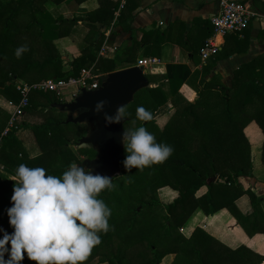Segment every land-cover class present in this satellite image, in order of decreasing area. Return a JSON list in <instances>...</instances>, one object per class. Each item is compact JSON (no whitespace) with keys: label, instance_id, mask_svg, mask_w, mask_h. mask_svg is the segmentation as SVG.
Masks as SVG:
<instances>
[{"label":"trees","instance_id":"trees-1","mask_svg":"<svg viewBox=\"0 0 264 264\" xmlns=\"http://www.w3.org/2000/svg\"><path fill=\"white\" fill-rule=\"evenodd\" d=\"M62 1L0 0V94L4 98L18 101L14 79L33 82L45 78H65L77 76L82 68H91L93 73L102 75L134 64L143 43V54L155 56L154 50L163 40L160 32L143 31L139 38L131 36L117 47L111 57L98 54L103 37L95 42L86 40L79 54L67 64H62L54 40L66 35L64 26L67 21L53 15L47 8L48 4ZM111 8H116V4ZM112 10L97 9L83 19L90 22V30H93L96 21L110 24ZM22 14L27 16L24 34L18 23ZM120 17L121 13L114 24L120 22ZM250 26L251 21L244 29L225 34L222 47L209 54L200 69L191 71L184 63H166L165 72L158 75L159 82L136 91L131 102L125 105L128 120L123 124L124 129L143 124L157 143L168 144L173 151L162 163L144 167L143 170L134 166L126 170L122 165L126 155L122 145L123 157L116 174V188L101 190L97 196L111 209L108 217L110 228L99 233L100 243L92 248L83 264H89L95 257L108 264H158L167 253L176 254L172 264H188L189 261L217 264L220 256L225 259L239 256L243 264H250L254 258L256 264L264 261V256L243 246L231 250L221 245L200 227H196L189 238L179 233L180 226L197 207L205 215H212L225 207L248 234L264 233L260 197L247 192L251 205L247 214L241 213L235 204V200L246 191L238 177L253 175L252 141L244 131L249 123L250 126L256 123L263 135L260 158L264 166V52L236 66L229 87L218 80L216 72L207 78L217 60L248 49L247 30ZM212 32L211 25L204 33L201 44L190 50L192 59L198 60L200 49ZM228 40H234V46H229ZM20 45H27L28 50L16 58L14 49ZM155 76L146 74L149 83ZM183 83L189 84L197 97L176 108L160 128L153 117L155 111L173 96L175 101ZM53 102L65 101L55 95L48 96L47 92H32L24 115L39 113L41 119L33 123L18 119L5 133L3 131L10 115L0 108V164L12 172L20 163L30 168L39 166L46 169V175L59 177L70 162H82L79 155L83 160L96 156V149L89 146H79L76 151L72 149L70 145L73 143L64 128L72 125L84 133V122L66 121V113L51 107ZM138 105H143L152 119H136ZM26 128L32 131L38 146L39 152L35 155L27 152L16 134L19 129ZM114 176L110 177L112 181ZM13 184L14 181L0 171V222L9 232L12 229L7 222L6 208L11 206L9 198ZM162 186L177 191L170 202L161 203L153 195V191ZM201 186H205L206 190L196 196ZM102 192L111 196H101ZM157 206L163 213H157ZM134 244L141 246L127 257L126 245L132 247ZM21 263L36 264V261L29 260L25 255Z\"/></svg>","mask_w":264,"mask_h":264},{"label":"crops","instance_id":"crops-1","mask_svg":"<svg viewBox=\"0 0 264 264\" xmlns=\"http://www.w3.org/2000/svg\"><path fill=\"white\" fill-rule=\"evenodd\" d=\"M219 1L220 0H82L76 2V0H64L57 4H48L47 8L53 15L61 16L67 21V24L69 23V27L66 29L67 33L64 37L76 43L78 46V52L69 58V60L79 54L80 48L86 44V40L95 42L100 37H103V44L101 47L105 45V53L101 54L100 51H98V54L102 57H111L115 49L126 42L131 36L139 38L142 32L147 30L162 33L165 39H163L159 47L154 50L155 56H153L157 59L158 63L153 66L150 72L154 76L156 75L155 78H158V75L165 72V65L169 62L184 63L191 71L201 68L205 59L202 58L201 55L198 60L192 59L190 50L196 49L201 44L204 33L207 29L211 28L209 17L213 13L219 11ZM242 1L249 3L257 12L255 19L251 21V26L247 30L249 34L248 49L245 52L233 53L228 57L217 60L211 72L207 75V78H209L213 72H216L220 77V82L224 85L229 84L232 71L236 66L255 57L260 52H264V0ZM114 4H116V8L112 10L111 7ZM101 8L106 12H111L112 10V20L109 25L96 21L93 25L95 29L90 30V22L83 18L88 13L94 12V10L97 9L100 10ZM119 13H121L120 22L114 24ZM253 21H257L258 26L252 25ZM154 32L152 35H154ZM211 35L212 33L206 38V41ZM57 39L54 40V43ZM218 41V49H220L224 44V37L221 40L218 38ZM233 41L228 40V45L231 47L234 46ZM143 48L144 43L139 47L136 59L151 56L143 54ZM69 60L65 61L68 62ZM154 85L156 84L152 83L151 86ZM74 91V86H68L66 89L68 99H64V96H58V98L69 101L72 99ZM178 94L179 96L176 97L175 101H173V96L170 98L169 102L155 111V119H168V113L171 114L176 108L183 107L186 102L192 101V99L195 98V91L187 83H183L180 86ZM4 100L5 98L0 94V108L7 111L4 108ZM19 130L22 132L24 129ZM23 134V137L17 136L22 141L27 152L30 155L37 154L39 149L32 131L31 137L25 134L24 131ZM70 146L76 151L74 145ZM254 147L255 145L252 143L250 148L252 156ZM252 163L253 175L238 177V181L246 191L235 200V204L241 213H250L251 205L247 192L253 195H258V193H260V208L264 215V166L260 162H256L255 158H252ZM0 171L8 178L14 180L15 173L2 164H0ZM205 190L206 187L201 186L196 191L195 195H201ZM256 191H258V193H256ZM165 192L166 196L170 197V199L163 200L162 203L170 202L177 195V191L173 189L166 190ZM0 227L8 231L1 222ZM196 227H200L216 242L231 250L238 247L242 248L243 246L244 248L252 250L254 253L264 256V233L255 232L248 234L243 226L225 207L218 209L212 215H205L203 211L197 207L180 226L179 233L183 237L189 238ZM175 257V253H167L161 258L158 264H172ZM5 258H7V253H5ZM239 259V256H232L230 259H225L220 256L217 264H243V260ZM95 261V264H102L105 262ZM92 263L93 261L89 264ZM104 264L108 263L106 262ZM188 264L198 263L189 261ZM250 264H256L255 258ZM258 264H264V261Z\"/></svg>","mask_w":264,"mask_h":264},{"label":"clouds","instance_id":"clouds-1","mask_svg":"<svg viewBox=\"0 0 264 264\" xmlns=\"http://www.w3.org/2000/svg\"><path fill=\"white\" fill-rule=\"evenodd\" d=\"M27 50V45H20L13 54L19 58ZM104 103L97 101L94 110H100ZM135 112L140 121L152 119L143 105H138ZM127 116L123 104L112 116H106V121L116 122ZM121 140L126 170L162 163L173 151L170 145L157 143L143 124L124 129ZM14 172L11 206L6 208L12 231L0 227V264H20L25 255L36 264H83L100 243L99 233L110 228L111 209L97 196L101 190L114 189L112 179L93 174L76 161L70 162L59 177L46 175L43 167L30 168L24 163Z\"/></svg>","mask_w":264,"mask_h":264},{"label":"water","instance_id":"water-1","mask_svg":"<svg viewBox=\"0 0 264 264\" xmlns=\"http://www.w3.org/2000/svg\"><path fill=\"white\" fill-rule=\"evenodd\" d=\"M252 25L258 26L257 21ZM149 85L146 74L140 66H129L100 75V85L93 90L81 88L70 101L53 102L52 107L68 112L71 123L92 122L93 129L79 138L80 144L100 146L103 156L87 159V166L93 174L99 173L111 177L119 171V162L123 157L121 136L123 118L116 122H107L106 116H112L118 106L131 102L136 91ZM103 100L100 110H94L97 101ZM74 112H77L73 115Z\"/></svg>","mask_w":264,"mask_h":264},{"label":"built area","instance_id":"built-area-1","mask_svg":"<svg viewBox=\"0 0 264 264\" xmlns=\"http://www.w3.org/2000/svg\"><path fill=\"white\" fill-rule=\"evenodd\" d=\"M219 2V11L209 17L213 27L212 35L206 41L205 46L200 49V55L204 59L218 49V38L221 40L227 33L244 29L257 15L256 10L249 3L242 0H220ZM105 49L106 47L103 45L99 50L100 53L104 54ZM156 63L158 61L155 57L147 56L137 58L131 66H140L142 71L147 74L152 71ZM99 85L100 75L93 73L91 68H82L77 76L65 78H45L33 82L14 79V87L19 93V99L17 102L6 98L4 100V108L8 111L10 117L3 133L24 115V108L32 92H52L62 97L68 86H74L73 98L80 92L81 88L93 90L98 88Z\"/></svg>","mask_w":264,"mask_h":264},{"label":"rangeland","instance_id":"rangeland-1","mask_svg":"<svg viewBox=\"0 0 264 264\" xmlns=\"http://www.w3.org/2000/svg\"><path fill=\"white\" fill-rule=\"evenodd\" d=\"M26 17L27 16L25 14H22V15H20V18L18 19V23H19V26H20L22 34H24L23 27H24V24L26 22ZM68 27H69V23L68 24L66 23L64 28L67 29ZM64 36L65 35H62L61 38L57 39L54 44H55V47H56V49H57V51H58V53H59V55L61 57L62 64H67V62L65 60H69V58H71L74 54H76L78 52V46H77L76 43L70 41L69 39H66ZM163 39H165V36H163ZM24 40H27V39H24ZM102 44L103 43H101V45ZM100 48H101V46H100ZM100 48H99V50H100ZM2 63H4L3 59H2ZM106 73H108V72H106ZM106 73H102V74H106ZM231 77H232V75H231ZM19 80H24V79L19 78ZM218 80L220 81V77L219 76H218ZM158 82H159V79L155 78L151 83H149V86H151L152 83L156 84ZM230 82H231V78H230ZM230 82H229L228 85H224V84L223 85L226 86V87H229L230 86ZM47 93H48V96L52 97L53 95H55L58 98V96L56 94L52 93V92L51 93L47 92ZM196 97H197V94L195 92V98ZM195 98H193L192 101ZM64 99H68V93L66 91L64 93ZM63 112L66 113V111H63ZM76 113L77 112H74L73 115H75ZM66 115L68 116V112L66 113ZM168 115H169V113H168ZM41 117L42 116L39 113H29V114H25L22 117H20L19 121L20 120H24V121H27L29 123H33V122L39 121L41 119ZM166 119H163V120L155 119L156 120V124L161 128V126L164 123L163 121L166 120ZM250 124L251 123H249L247 126H245L244 131L247 132L248 137L251 139L252 143L255 145L254 151H253V156L251 155V158H255L256 162H260L261 163L260 151H261V143H262L263 135H262L261 131L259 130V128H258L256 123H255L254 126H250ZM84 126H85V129H86V131L84 133H82V131H78L77 127L76 126H72V125H68L64 129H65L66 134L69 136V139L73 143L72 145H74V147H76V148L79 147V146L92 147V148L96 149V152H97L96 156L94 158H92V159H96V158L102 157L103 153H102V150H101L100 146H98V145H89V144H80L79 143V138L81 136H83V135H87L93 129L94 124L92 122L91 123H84ZM253 129H254V131H253ZM23 131H24L25 134H28L31 137V130L29 128H26ZM23 131L21 132L19 130L17 132V135L19 137H23V135H24ZM32 143H33V140H32ZM79 157H80V160H82V162H80V164H78V165H82L83 167H85L86 170H90L89 167L87 166V161H86L87 159L83 160V157L81 155H79ZM117 172H114L111 175V176L115 175L114 179L112 181V183L115 185L114 188H116V181H117V177H116L117 175L116 174H117ZM169 189H172V188L169 187V186L159 187V188H157V189H155L153 191V195L155 196V198L159 202L162 203L163 200L170 199V197L166 196V192H165L166 190H169ZM254 189H257V188H254ZM256 193H258V191H256ZM102 195H104L106 197H110L111 196L108 192H106L105 194H104V192H102L101 196ZM258 196L259 197L261 196L260 193H258ZM135 203H136V201H134V204ZM156 211H157V213L159 212L160 214L163 213V211L160 210L159 206L156 207ZM158 218H159V215H158ZM128 246L129 245H126L127 250H125V253H126L127 257L132 256L133 253L141 246V244H134L132 247H128ZM95 260H97V262H100V260H98L97 257H95L94 259H92V261H93L92 264H95V262H96ZM104 263H106V262H103L102 264H104Z\"/></svg>","mask_w":264,"mask_h":264}]
</instances>
